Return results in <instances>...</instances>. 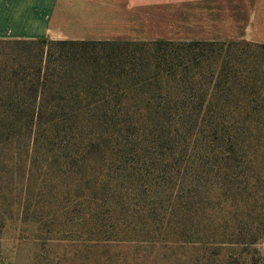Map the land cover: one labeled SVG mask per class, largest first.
<instances>
[{
  "label": "rangeland",
  "instance_id": "1",
  "mask_svg": "<svg viewBox=\"0 0 264 264\" xmlns=\"http://www.w3.org/2000/svg\"><path fill=\"white\" fill-rule=\"evenodd\" d=\"M46 41L0 40V264H264V84L240 81L264 50L232 48L227 101L182 69L177 89L40 117L24 90Z\"/></svg>",
  "mask_w": 264,
  "mask_h": 264
},
{
  "label": "crops",
  "instance_id": "2",
  "mask_svg": "<svg viewBox=\"0 0 264 264\" xmlns=\"http://www.w3.org/2000/svg\"><path fill=\"white\" fill-rule=\"evenodd\" d=\"M0 40L264 45V0H0Z\"/></svg>",
  "mask_w": 264,
  "mask_h": 264
},
{
  "label": "trees",
  "instance_id": "3",
  "mask_svg": "<svg viewBox=\"0 0 264 264\" xmlns=\"http://www.w3.org/2000/svg\"><path fill=\"white\" fill-rule=\"evenodd\" d=\"M34 41L44 45L48 43L46 40ZM55 43L59 49L54 55L46 53L45 57L41 54V59L37 57L39 67L35 76L29 78L30 81L35 82L34 88L24 90L31 94L33 101L40 102V107L35 108L40 117L46 112L57 113L58 106L62 107L61 110L64 112H68L64 108V103L70 107L71 113L78 115L83 110L89 111L92 107L97 109L99 105L111 101L120 91L123 92L127 88L134 87V92L143 94L145 86H162L168 77L174 79L173 83L177 85L174 89H177L181 82L178 71L182 69H184V78L188 80L195 78L209 80L212 84L210 99L227 101L231 93L223 92V85L228 82L234 83L239 74L236 72L234 75L231 70L238 60L233 55L232 48L239 45H255L264 50V45L219 41H56ZM124 45L134 46L136 49L133 53L130 51V54H127L119 49ZM201 46L221 48L219 51L202 50L196 53L195 50ZM203 64L210 68L209 73L205 75L198 72V75L196 73L194 75L191 72ZM245 74L240 81L251 82L253 87L264 84L263 71L257 76L252 72ZM132 79L133 82L129 87L118 89L119 84ZM25 80L27 79H21V81ZM195 110L201 112L202 104ZM35 113L33 109L31 118H35Z\"/></svg>",
  "mask_w": 264,
  "mask_h": 264
}]
</instances>
